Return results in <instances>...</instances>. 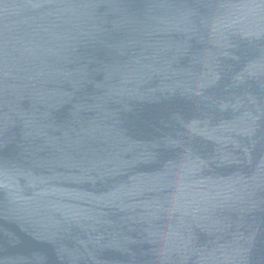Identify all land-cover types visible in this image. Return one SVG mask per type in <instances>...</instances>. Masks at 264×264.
I'll use <instances>...</instances> for the list:
<instances>
[{"label":"water","instance_id":"1","mask_svg":"<svg viewBox=\"0 0 264 264\" xmlns=\"http://www.w3.org/2000/svg\"><path fill=\"white\" fill-rule=\"evenodd\" d=\"M0 264H264V0H0Z\"/></svg>","mask_w":264,"mask_h":264}]
</instances>
